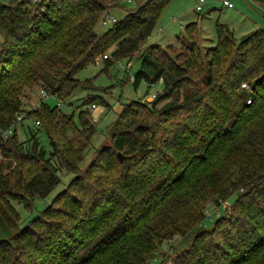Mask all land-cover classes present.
<instances>
[{
  "label": "trees",
  "instance_id": "16d2710c",
  "mask_svg": "<svg viewBox=\"0 0 264 264\" xmlns=\"http://www.w3.org/2000/svg\"><path fill=\"white\" fill-rule=\"evenodd\" d=\"M124 1H0V133L15 122L0 136V264H148L175 237L185 245L171 264H264V25L236 38L217 21L216 44L202 47L192 21L162 46L148 40L170 0H132L97 32ZM100 56L102 70L138 62L127 79L145 85L106 125L107 143L83 106L109 102L92 77L75 76ZM34 86L56 103L24 108ZM21 111L36 130L23 129ZM63 173L74 177L20 228L14 204L32 211Z\"/></svg>",
  "mask_w": 264,
  "mask_h": 264
},
{
  "label": "rangeland",
  "instance_id": "374dc122",
  "mask_svg": "<svg viewBox=\"0 0 264 264\" xmlns=\"http://www.w3.org/2000/svg\"><path fill=\"white\" fill-rule=\"evenodd\" d=\"M7 1V0H0ZM231 5H226L222 0H205L202 3V9L200 11L195 9L197 0H170L167 3L161 15L156 23V26L148 40L151 43L158 42L162 46L167 43L174 42L176 36L183 33L182 27H179V23L185 26L187 23L197 21L201 27L200 44L202 47H211L216 44V22L227 23L232 29L236 38H241L248 32L264 25V9L251 0H229ZM136 5V2L127 1L122 2L120 8H113L110 14L115 18H119L124 15L127 9ZM172 16L175 18L172 20ZM107 29L99 22L96 26L97 32H102ZM103 58L100 56L96 63H90L79 72L76 73V78L84 80L86 78H93L94 85L100 86L96 93H101L106 97L109 102V106L103 107V105L97 104V102L88 103L83 107H87L91 110L93 117L97 119V126L100 128V137L98 142L107 143L106 125L115 117L117 111L123 102H127L131 99L139 98L144 94L145 85L141 84L136 90L133 89L132 81L127 79L128 75H132L138 67V62H131L127 64V60L124 58L115 60L107 69L102 70L104 66ZM41 86H34L31 89L26 90L23 95V106L26 109H33L36 107L41 99ZM160 90V85H153L146 98H149L152 92ZM89 91L80 90L74 97L71 98V102H63L62 107L66 111H70L71 108L79 105L81 98L88 94ZM92 92V91H91ZM47 100V99H46ZM51 105L56 103V100H47ZM60 102V101H59ZM96 103V104H95ZM92 104H95L93 106ZM25 115V112H20ZM19 114V115H20ZM27 116V114H26ZM23 129L30 128L36 130L38 127L34 121V118L25 117L23 119ZM19 136L25 137L24 131L19 126ZM40 140L44 146L49 149L47 138L43 133V130L38 131ZM2 157L0 156V162ZM74 177L73 173H63L62 181L54 187L49 194L43 198H36L34 200L32 211L27 210L22 204L15 203L14 206L20 214L21 221L19 227H23L28 220L33 218L36 213L46 207L51 200L61 192L67 185V183ZM235 195L231 196V200ZM229 200L223 203L220 207L213 211L207 212V217L203 224V227L209 228L213 219L221 214L223 206L227 205ZM185 245V241L180 237H175L172 240H166L159 247L155 259H150L148 264H171L174 258V252L180 246Z\"/></svg>",
  "mask_w": 264,
  "mask_h": 264
},
{
  "label": "built area",
  "instance_id": "2783aa9c",
  "mask_svg": "<svg viewBox=\"0 0 264 264\" xmlns=\"http://www.w3.org/2000/svg\"><path fill=\"white\" fill-rule=\"evenodd\" d=\"M127 1L129 2V1H132V0H127ZM204 1L205 0H197V2L195 4V9L198 10V11H200L202 9V3ZM222 2L224 4H226V5H231V3H230L229 0H222ZM115 21H116V18L113 15H111L110 13H107L106 16L104 17V19L102 20V24L103 25H109L110 26ZM105 57H107L106 54L103 55V58H105ZM242 86H246V84L243 83ZM41 94H42L43 97H46V98L50 97V98H53V99H56L57 100V98L53 94L47 92L43 88L41 89ZM92 105L95 106V104H92ZM23 118H25V115H23V114H20V115L17 116V120L18 121L21 120V119H23ZM35 123L36 124H39V121L38 120H35ZM14 124H15V122L12 123L11 126H9L7 129L2 130L1 133H0V136L6 137L7 135L11 134L13 132Z\"/></svg>",
  "mask_w": 264,
  "mask_h": 264
},
{
  "label": "water",
  "instance_id": "95a60500",
  "mask_svg": "<svg viewBox=\"0 0 264 264\" xmlns=\"http://www.w3.org/2000/svg\"><path fill=\"white\" fill-rule=\"evenodd\" d=\"M117 155L119 156L120 159L124 158V155H122L121 152H117Z\"/></svg>",
  "mask_w": 264,
  "mask_h": 264
},
{
  "label": "crops",
  "instance_id": "0c3cea01",
  "mask_svg": "<svg viewBox=\"0 0 264 264\" xmlns=\"http://www.w3.org/2000/svg\"><path fill=\"white\" fill-rule=\"evenodd\" d=\"M175 19L173 16H172V20ZM179 27H180V23H179Z\"/></svg>",
  "mask_w": 264,
  "mask_h": 264
}]
</instances>
